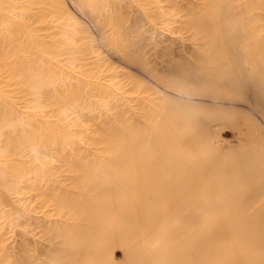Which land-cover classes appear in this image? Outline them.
I'll return each instance as SVG.
<instances>
[{"label":"bare ground","instance_id":"1","mask_svg":"<svg viewBox=\"0 0 264 264\" xmlns=\"http://www.w3.org/2000/svg\"><path fill=\"white\" fill-rule=\"evenodd\" d=\"M177 34L194 62L155 74L145 42ZM241 101L247 130L216 149L212 125ZM195 157L198 219L184 220ZM60 173L74 194L56 193ZM263 181L264 0H0V264H119L112 228L130 264H221ZM36 208L63 220L43 227L55 250L11 258L2 237ZM257 220L239 264H264Z\"/></svg>","mask_w":264,"mask_h":264},{"label":"rangeland","instance_id":"2","mask_svg":"<svg viewBox=\"0 0 264 264\" xmlns=\"http://www.w3.org/2000/svg\"><path fill=\"white\" fill-rule=\"evenodd\" d=\"M184 2L195 3V0H183ZM119 11L121 15L128 14L131 15V8L129 4H123L119 7ZM175 41V42H174ZM173 45V46H172ZM144 52L147 54V59L149 62V66L154 70L155 74L165 76L169 72L170 68L175 64H191L194 62L196 50L199 48L193 47L189 41L181 35H173L170 37H164L158 39L156 42H145ZM130 100V98H127ZM146 99V94L141 96V100ZM124 111H126L130 116L135 118L138 122H142L143 119L138 109H135V102L132 101H124L121 104ZM242 101L238 108L235 110L228 112L229 114L222 120L220 123H214L212 125L213 131L219 135L215 138V148L218 149L220 146L226 145H235L238 143L237 136L242 132L247 130V127L243 124V122L239 121L238 115H240L243 110ZM118 124V118L113 116L111 117ZM246 129V130H245ZM232 143V144H231ZM81 148V153L85 156H91L95 154V149L91 148L86 144H79L78 146ZM208 154V153H207ZM204 158V157H203ZM203 158H194L192 163V171H191V191H192V214L190 217H187L184 220H197V180L199 178V165L204 163ZM215 159V158H214ZM213 159H210L212 162ZM72 175H68L65 173H60L58 178L59 185L57 187L56 193L61 195L67 193V196H70L73 193V190L68 186L69 180H71ZM53 185V184H51ZM64 193V195H65ZM264 193V181L261 187H259L257 191L255 201ZM247 209H250L248 207ZM249 213V210L247 211ZM245 215V226L237 233L234 244L235 249L226 248L221 251L218 257H222L221 264H239L238 257H240V250L248 239V236L251 230L257 225L261 218L264 215V203L260 208H255L251 215ZM32 220H30L29 224L23 222V225H20V229L15 233L6 234L2 237V243L7 249V253L11 258L20 254V250L24 244L28 245L32 249V253L35 256H39L54 251L55 248L49 246L45 235L43 232V227H48L49 225H59L61 220H58L52 213L40 210L38 208L35 209L34 214L32 215ZM184 220H176L175 225V234H179L182 230V223ZM67 222V220H64ZM28 222V221H27ZM34 222V223H33ZM34 224V225H30ZM41 224V225H40ZM65 224V222H64ZM37 225V226H36ZM31 227V228H30ZM42 227V228H41ZM28 228V229H27ZM26 229L28 232H25ZM9 237V238H8ZM21 237V238H20ZM22 241V243H21ZM103 242L105 247L110 253L116 263L119 264H130L126 257V248H125V237L121 231L118 229L112 228L107 231L103 236ZM23 244V245H22Z\"/></svg>","mask_w":264,"mask_h":264}]
</instances>
